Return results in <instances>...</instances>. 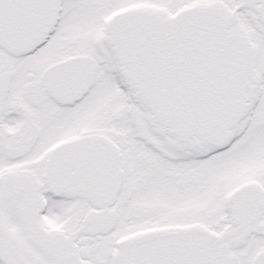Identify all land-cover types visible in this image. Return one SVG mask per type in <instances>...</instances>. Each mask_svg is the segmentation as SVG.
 I'll return each mask as SVG.
<instances>
[{
  "label": "snow or ice",
  "instance_id": "6c2138e0",
  "mask_svg": "<svg viewBox=\"0 0 264 264\" xmlns=\"http://www.w3.org/2000/svg\"><path fill=\"white\" fill-rule=\"evenodd\" d=\"M0 264H264V0H0Z\"/></svg>",
  "mask_w": 264,
  "mask_h": 264
}]
</instances>
